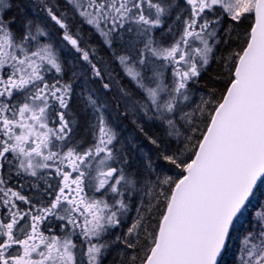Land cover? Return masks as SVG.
Here are the masks:
<instances>
[{"label":"snow or ice","instance_id":"snow-or-ice-1","mask_svg":"<svg viewBox=\"0 0 264 264\" xmlns=\"http://www.w3.org/2000/svg\"><path fill=\"white\" fill-rule=\"evenodd\" d=\"M0 264H264V0H0Z\"/></svg>","mask_w":264,"mask_h":264}]
</instances>
